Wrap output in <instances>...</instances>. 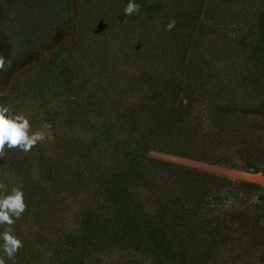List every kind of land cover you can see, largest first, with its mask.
I'll return each instance as SVG.
<instances>
[{"label":"trees","instance_id":"1","mask_svg":"<svg viewBox=\"0 0 264 264\" xmlns=\"http://www.w3.org/2000/svg\"><path fill=\"white\" fill-rule=\"evenodd\" d=\"M133 2L0 0V107L45 137L0 155L25 203L0 260L264 264L262 184L148 154L263 171L264 25L226 29L261 0Z\"/></svg>","mask_w":264,"mask_h":264},{"label":"clouds","instance_id":"2","mask_svg":"<svg viewBox=\"0 0 264 264\" xmlns=\"http://www.w3.org/2000/svg\"><path fill=\"white\" fill-rule=\"evenodd\" d=\"M139 5L129 0L124 8V15L130 16L134 12L139 11ZM175 25V21L167 25V30H171ZM2 67V64H0ZM29 120L23 114H14L10 112L8 107H0V155H3L5 146L8 149L19 148L28 152L38 142L45 137L40 132H29ZM25 211L24 194L19 189H12L10 194L0 197V224L12 225L13 218H19ZM10 227H6L0 232V241H2L3 252L9 259H12L14 253L22 246V241L11 234ZM0 264H4L0 260Z\"/></svg>","mask_w":264,"mask_h":264},{"label":"rangeland","instance_id":"3","mask_svg":"<svg viewBox=\"0 0 264 264\" xmlns=\"http://www.w3.org/2000/svg\"><path fill=\"white\" fill-rule=\"evenodd\" d=\"M82 1L83 0H73L74 6L76 9H79ZM257 15L258 16L253 22V24L251 25L245 24L244 26H242L243 29L241 30H237V27L234 24H232L231 26H228L226 29L228 31L227 33L229 37L236 35L237 33H243V34L246 33L247 35H250L251 37H255V38L258 37L260 35L261 28L264 25V0H261V3H259V10L257 12ZM148 154L151 158H154V159L164 160V161H168V162H172L176 164H181V165L189 166V167L196 168L199 170L229 176L234 179L253 181V182L260 183L264 186V182L257 181L253 179L252 177H250L252 175H255V176H261L262 178H264V169L263 171H260L257 173L247 172V171H242L239 169H235V168H231V167H227V166H223L219 164L209 163V162H205V161H201V160H197L193 158H188V157H184L180 155H175V154H171V153H167V152L159 151V150H154V149H151L148 152Z\"/></svg>","mask_w":264,"mask_h":264},{"label":"bare ground","instance_id":"4","mask_svg":"<svg viewBox=\"0 0 264 264\" xmlns=\"http://www.w3.org/2000/svg\"><path fill=\"white\" fill-rule=\"evenodd\" d=\"M250 176V175H249ZM252 177L253 179L257 180V181H261V182H264V178H262L261 176H255V175H252L250 176Z\"/></svg>","mask_w":264,"mask_h":264}]
</instances>
